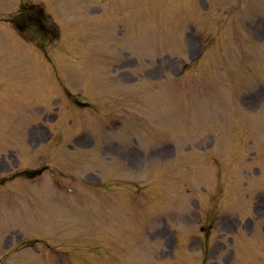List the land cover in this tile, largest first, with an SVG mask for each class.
<instances>
[{"label": "rangeland", "instance_id": "1", "mask_svg": "<svg viewBox=\"0 0 264 264\" xmlns=\"http://www.w3.org/2000/svg\"><path fill=\"white\" fill-rule=\"evenodd\" d=\"M26 1L43 7L51 33L59 29L45 51L8 22ZM262 10L264 0H0V177L10 176L8 166L58 171L0 185V264H65L54 253L48 263L45 248L67 252L73 264H264ZM185 22L206 25L203 52ZM246 32L255 57L244 67ZM183 63L185 78L175 81ZM193 80L212 91L190 89ZM56 108L60 118L50 121L58 124H44L60 131L58 142L34 148L29 131ZM96 117L114 120L117 133L86 154L80 140ZM121 167L135 182L117 191L114 208L55 188L58 180L102 196L73 179L99 176L108 185ZM130 195L149 198L131 205ZM36 239L42 244L16 251Z\"/></svg>", "mask_w": 264, "mask_h": 264}]
</instances>
